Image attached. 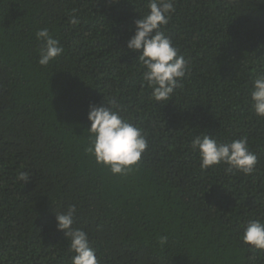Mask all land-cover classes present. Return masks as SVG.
I'll return each instance as SVG.
<instances>
[{
  "label": "trees",
  "instance_id": "16d2710c",
  "mask_svg": "<svg viewBox=\"0 0 264 264\" xmlns=\"http://www.w3.org/2000/svg\"><path fill=\"white\" fill-rule=\"evenodd\" d=\"M146 2L0 0V264H70L54 215L70 204L100 264H264L239 238L264 214V119L247 102L264 67V0H176L165 31L191 71L161 103L127 48ZM44 27L64 46L47 67L37 63ZM113 97L148 139L126 177L85 151L89 104ZM201 133L247 136L256 172L202 170L189 147Z\"/></svg>",
  "mask_w": 264,
  "mask_h": 264
},
{
  "label": "clouds",
  "instance_id": "9594fccd",
  "mask_svg": "<svg viewBox=\"0 0 264 264\" xmlns=\"http://www.w3.org/2000/svg\"><path fill=\"white\" fill-rule=\"evenodd\" d=\"M176 0H147V11L134 21V34L127 40V48L139 55L136 61L142 69V84L151 89V98L157 102L170 101L182 81L191 71L190 62L180 54L179 48L166 34L167 26L176 11ZM76 9L69 15V23L74 27L80 23ZM40 47L37 49V63L49 66L64 53V46L47 27L35 33ZM254 114L264 119V67L252 77L248 87V101ZM124 109L116 98L105 99L104 103L88 106L87 147L85 151L111 175L126 177L136 170L142 154L148 148L144 130L124 115ZM199 157L200 168L206 170L224 165L226 173L239 172L250 175L256 172L258 157L250 149L247 136L230 141H222L206 133L196 135L189 145ZM28 171H18L19 182L30 179ZM77 206L70 204L65 210L54 215L58 231H62L69 241L70 264H100L97 249L89 234L75 227ZM240 240L264 255V214L248 219L240 225ZM168 237L161 235V246Z\"/></svg>",
  "mask_w": 264,
  "mask_h": 264
}]
</instances>
